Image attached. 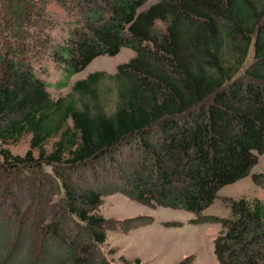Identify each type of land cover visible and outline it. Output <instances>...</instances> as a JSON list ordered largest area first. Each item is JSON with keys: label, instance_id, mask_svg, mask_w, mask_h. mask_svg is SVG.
<instances>
[{"label": "trees", "instance_id": "obj_1", "mask_svg": "<svg viewBox=\"0 0 264 264\" xmlns=\"http://www.w3.org/2000/svg\"><path fill=\"white\" fill-rule=\"evenodd\" d=\"M49 1L74 17L63 41L47 32ZM146 1L0 0V264H111L100 249L107 232L149 222L105 218L103 196L116 192L218 223L219 264H264L260 198L223 197L227 217L202 215L264 153V0H157L140 10ZM122 47L135 55L110 76V111L96 95L103 72L74 81L80 106L50 97L48 86L67 87ZM43 57L60 70L52 84L37 71ZM23 133L29 147L13 154L7 145ZM251 179L264 185L263 172Z\"/></svg>", "mask_w": 264, "mask_h": 264}, {"label": "rangeland", "instance_id": "obj_2", "mask_svg": "<svg viewBox=\"0 0 264 264\" xmlns=\"http://www.w3.org/2000/svg\"><path fill=\"white\" fill-rule=\"evenodd\" d=\"M156 1L147 0L140 10ZM47 14L55 23L47 29L51 39L56 42L65 40L74 19L73 15L52 1L47 4ZM134 55L132 49L122 47L115 55L97 56L83 70L72 76L67 87L59 89L48 86L47 91L53 100L62 97L65 101H72L76 106H80L77 96L71 93L74 81L83 79L92 72H103L105 76L96 86V95L98 103L106 111H110L116 99V83L110 76L116 72L119 63L128 61ZM40 61L41 66L37 71L42 80L49 84L56 82L61 76L60 70L47 57ZM53 140L50 139L45 144L47 150L51 149ZM7 147L13 154L24 155L29 147V135L23 133L10 141ZM261 172L264 173V153L258 155V162L248 176L221 187L218 196L202 215L227 217L229 208L223 197H258L264 202V185L258 186L251 179L252 173ZM99 212L105 218L123 220L141 216L144 220H149L127 233H121L119 229L107 232L106 241L100 249L111 264H124L121 256L130 261L139 258L146 264H177L188 256L193 264H219L213 254V239L219 232L220 225L207 221L194 222L193 220L198 218L195 213L164 206L149 207L120 192L104 195Z\"/></svg>", "mask_w": 264, "mask_h": 264}]
</instances>
